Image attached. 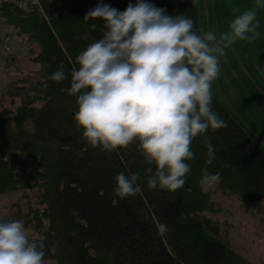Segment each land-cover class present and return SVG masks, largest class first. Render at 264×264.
<instances>
[{"label":"trees","instance_id":"obj_1","mask_svg":"<svg viewBox=\"0 0 264 264\" xmlns=\"http://www.w3.org/2000/svg\"><path fill=\"white\" fill-rule=\"evenodd\" d=\"M49 20L15 1L0 2V20L25 40L37 70L6 86L14 109L0 112V195L34 189L38 207L14 219L45 243L43 264H249L222 237L221 224L207 214L220 210L209 188L199 181L202 169L219 172L215 183L251 211L264 207V149L246 132L213 93L212 106L227 127L208 131L216 151L206 165L204 136L192 142L196 158L183 187L114 195L120 171L149 174L135 144L119 153L91 148L73 119L75 96L67 91L75 56L101 36L100 22L84 21L97 0H42ZM123 10L129 0H104ZM134 2V0H133ZM169 14L184 13L199 24V0H153ZM48 22V23H47ZM62 69L68 79L56 83L50 73ZM167 226L160 235L158 225ZM55 247L56 251L50 249Z\"/></svg>","mask_w":264,"mask_h":264},{"label":"clouds","instance_id":"obj_2","mask_svg":"<svg viewBox=\"0 0 264 264\" xmlns=\"http://www.w3.org/2000/svg\"><path fill=\"white\" fill-rule=\"evenodd\" d=\"M254 4L219 34L196 28L192 17L169 14L153 0H129L123 10L97 0L86 11L84 21H94L89 24L93 30L99 21L101 36L77 53L71 70L67 91L75 96L77 129L101 152L119 153L135 144L149 166L147 176L118 172L115 196L134 198L145 186L169 191L183 187L198 136L205 138V164L212 163L216 151L205 134L227 127L212 106V83L221 74L226 50L259 36L257 12L264 0ZM49 79L61 83L68 76L58 68ZM220 175L205 167L199 183L207 190ZM158 233L165 235L167 226L158 225ZM44 257V241L30 238L23 221L0 218V264H43Z\"/></svg>","mask_w":264,"mask_h":264},{"label":"rangeland","instance_id":"obj_3","mask_svg":"<svg viewBox=\"0 0 264 264\" xmlns=\"http://www.w3.org/2000/svg\"><path fill=\"white\" fill-rule=\"evenodd\" d=\"M57 6L60 0H51ZM0 112L3 108L14 109V105L6 97V86L16 82L23 75L36 71L29 59L28 46L21 37L14 38V32L4 20H0ZM218 28L211 25L207 30ZM259 35L254 40L259 41L264 37V28H257ZM5 32V33H4ZM247 50L251 68H264V63H256L264 51ZM4 56V57H2ZM227 61V59H225ZM221 58V74L212 83V92L220 97V102L230 111L234 118L242 125L246 132L259 144L264 146V74L229 75L237 74V69L223 68ZM261 71V70H260ZM231 109V110H230ZM211 201L220 210L218 215L207 214L208 217L221 224L223 239L229 243L239 255L250 264H259L264 259V207H257L255 211L249 210L247 204L234 195H226L217 185L209 188ZM38 192L34 189L25 192H11L0 195V218L14 219L23 217L29 209L38 207ZM30 238L36 233L27 229Z\"/></svg>","mask_w":264,"mask_h":264},{"label":"crops","instance_id":"obj_4","mask_svg":"<svg viewBox=\"0 0 264 264\" xmlns=\"http://www.w3.org/2000/svg\"><path fill=\"white\" fill-rule=\"evenodd\" d=\"M1 1L2 0H0V2ZM254 6H255L254 0H199L200 27L203 30H207V26L210 23L211 25L218 28V34H219L227 29L228 23L235 15ZM257 19L260 21L258 28L260 27L264 28V7H260L258 9ZM13 32L14 30H12V34ZM13 35L16 36L15 32ZM259 36L262 35L260 34ZM14 38H17V36ZM259 48H263L260 50L264 51V37L259 41H256L254 39L250 41L249 40L237 41L232 47L226 50V55L222 57L224 63L223 68L228 69L229 71L231 67H234L235 69H237V74L225 72L224 75L226 74L251 75V74L262 73V71L260 70L264 68H251V62L249 57L247 55H244L247 50H255ZM260 58H264V54L260 55ZM225 59H227V61H225ZM260 62L264 63V60L263 61L259 60V62L256 63H260ZM221 74L223 73L221 72ZM216 97L220 100V97L217 94ZM260 146L264 149V146L262 145ZM259 264H264V259L261 260Z\"/></svg>","mask_w":264,"mask_h":264},{"label":"built area","instance_id":"obj_5","mask_svg":"<svg viewBox=\"0 0 264 264\" xmlns=\"http://www.w3.org/2000/svg\"><path fill=\"white\" fill-rule=\"evenodd\" d=\"M19 4L22 8L28 9L29 11L39 12L40 15L49 21L48 14L45 11L42 0H12Z\"/></svg>","mask_w":264,"mask_h":264},{"label":"bare ground","instance_id":"obj_6","mask_svg":"<svg viewBox=\"0 0 264 264\" xmlns=\"http://www.w3.org/2000/svg\"><path fill=\"white\" fill-rule=\"evenodd\" d=\"M50 21V20H49ZM48 23V22H47Z\"/></svg>","mask_w":264,"mask_h":264}]
</instances>
